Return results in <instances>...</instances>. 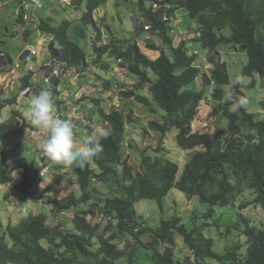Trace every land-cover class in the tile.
<instances>
[{"label": "trees", "instance_id": "16d2710c", "mask_svg": "<svg viewBox=\"0 0 264 264\" xmlns=\"http://www.w3.org/2000/svg\"><path fill=\"white\" fill-rule=\"evenodd\" d=\"M108 1L72 0L83 12L82 18L77 20L93 24L98 30L92 44L72 40V20L66 19L60 25H54L51 18L33 21L52 39L53 60L44 63L39 70L30 69L29 73L22 75L16 94L12 92L8 93L10 97H0V111L6 107L12 109L9 117L0 113V141L7 144L12 138L24 136L31 127L27 116L17 107L20 96H34L46 88L53 93L55 106L61 108L63 91L58 86L63 72L72 69L88 72L92 63H101L108 68V63L103 61L104 53L117 59L120 67H128L130 72L139 76L132 87L118 88L111 80H104V92L113 91L123 99L138 101L159 119L158 111L165 112L162 123L150 122V126L161 133L158 145H147L145 152L140 150L141 158L137 159L130 148H138V145L128 140L129 125L137 120L134 110L129 106L107 110L101 105L105 98H94L100 117L109 127L99 141L102 151L93 159L99 172L91 168L90 162L84 168L70 170L83 196L78 198L71 192L51 199V212L59 217L56 225H51L52 219L50 221L45 213L32 212L17 224L7 226L0 218V264H142L147 260L152 264H186L185 260H176L178 237L184 240L189 251L185 259L193 264H264V217L256 221L240 211L250 205L260 206L264 211V120H258L245 107L230 111L232 103L238 101L234 99L215 106L218 112L229 118V129H218L209 134L202 130L195 132L193 128L194 121L200 118L202 104L209 101L212 93L215 100L222 102L225 97L222 86L230 83L225 65L220 60L218 47L221 44L246 51L248 62L244 73L264 77V0H150L148 9L145 0H139L147 19L144 21L150 23L153 32L171 46V53L160 49L161 54L156 59L145 54L135 38L117 42L106 34L103 37L96 11ZM84 2H87V11L82 9ZM154 4L159 8L155 9ZM178 10L186 11L190 20L198 24L200 35L195 36L194 41L208 51V59L214 64L207 81L211 93L190 87L202 73V68L198 66V53L190 51L188 40L174 46L171 17ZM17 14L19 21L27 24L26 10ZM165 16L169 19L164 20ZM133 23L136 30L143 28L135 17ZM228 27L231 33H223ZM17 34L13 33L14 36ZM80 35L88 36L84 30ZM25 36H30L28 28ZM151 47L159 49L156 45ZM1 52L0 61L5 59V67L11 70V55ZM31 55L30 50L23 53L25 63L32 59ZM55 60L63 65L60 75H54L51 70L55 67ZM150 70L155 72V81ZM47 78L50 82L46 81ZM42 80L48 84L42 85ZM144 88L149 90V96L138 92ZM235 89L236 93H241V86ZM261 109L264 110V101ZM172 129L178 131L176 142L179 148L192 153L181 176L179 164L162 154L164 136ZM38 152L45 165L52 163L40 155L39 149ZM1 154L0 183L7 185L13 181L12 173L18 168H27L28 163L20 160L11 165L7 155ZM118 165L121 172L115 168ZM93 181L112 186L110 190H102ZM92 184L94 188L90 190ZM173 189L185 193L188 198L197 197L201 205L207 206L203 216L195 217L196 225L189 228L179 215L163 216L156 227L143 221L137 203L156 200L164 210L165 199ZM249 191L254 199L238 206ZM230 205L237 208L240 218L228 225L227 231L236 228L240 235L246 236L248 247L245 254L241 253V244L229 246L219 253L214 248V239L203 233L208 226L222 228L226 224L217 216L216 207Z\"/></svg>", "mask_w": 264, "mask_h": 264}, {"label": "rangeland", "instance_id": "374dc122", "mask_svg": "<svg viewBox=\"0 0 264 264\" xmlns=\"http://www.w3.org/2000/svg\"><path fill=\"white\" fill-rule=\"evenodd\" d=\"M6 1L7 3L0 8V57L3 55L1 51L8 53L9 56L11 55L10 57L13 59V62H11L13 65L10 66V70L9 67H5V59L2 58L1 61L4 60L3 63L0 61V69L3 68L2 71H0V83H3V85L0 86V94L3 91H7V89L11 87L10 83H15L14 85L12 84L11 89L12 92H14L13 94H16L20 77L29 73L31 69L30 67L32 65H35L34 70L43 68L41 66L44 64V62H41L37 59L40 58L38 56L39 52H41V55H47L49 52H51L50 54H52L53 56V51L45 47V44H48L47 41H49L48 35L44 32H41L37 26V23L34 24L35 22L33 21L38 22L41 18H51L54 25H60L66 19L72 20L74 21V24L70 28V37L72 38V40L80 44H84L86 42H90L92 44L93 37H95L98 33L97 28L94 27L93 24H83L82 19V22L80 20H77V18L79 17L82 18L83 12L81 11V9H77L71 0H42L43 5L41 7L25 9L27 15L25 19L27 24L21 23L18 19L19 17L17 12L22 9V7L20 6V1ZM113 1L114 0H110V2L108 3L109 14L107 15L108 23L104 27L105 30H102L103 19L99 18L98 25L102 32H104L106 35H109L110 38L114 37L117 42L120 40L128 41L132 38H135V40L138 42L147 39V42L154 41L155 43H157L159 37L155 36L154 34H152L153 36H150L149 32H144L142 35H138V33H135L136 30L133 28V15L135 11L130 7L132 5L131 3L127 4L129 9L124 10V13L121 14V17H118L116 13H112L115 6V4H113ZM86 3L87 2H84V4L82 5V9L84 11H87ZM145 5L148 9L150 7V0H145ZM77 25H79V27H77ZM27 28L28 30H30V36H25ZM81 30H84V32L88 35L86 38L80 35ZM137 31H139V28ZM148 31H153V29L151 28ZM14 32H18L17 36L13 35ZM222 32L225 34H230L231 29L228 27ZM43 37L46 39V41H44V44L42 39ZM147 37L150 39H148ZM191 48L195 51L198 48L201 51V55L197 56V62L203 70L204 56L206 53H202L204 51L202 45L199 42L195 41L192 42ZM26 50H30L32 52L31 56L33 57L31 60L25 63L22 59V55ZM218 50L221 52L222 64L225 65V68L228 72L230 83L222 86L225 92V97L222 102L217 99L215 100L212 93L209 101L202 104L201 116L200 118H198L200 125H195L197 119L193 123L195 132L203 130V126H206L204 131L208 132L209 134H214L218 129H229V118L224 115L223 112H218L215 109V106L217 104L219 105L220 103L231 101L226 99V96L229 92H231L232 94V100L246 98L247 104L244 107L247 109V111L253 113L258 120H264V110L261 109V102L264 101V77L259 74L249 76L244 73V67L248 62V54L246 51L236 50L232 45L229 44H221L218 47ZM103 61L109 64L108 68L103 67L102 64L99 63V67L94 70L97 75L96 81L99 84L100 92L104 90V80H111V83L115 82L113 78L115 71L114 69L120 66L117 62V59L111 57L109 54L106 55L103 53ZM54 66L56 68H60V70L61 68H63V65L57 60H55ZM150 75L152 76L151 78L155 81V72L150 70ZM236 77H241L245 82L244 86H241V93H236L235 88L233 89L229 87L233 79ZM62 81L63 83L58 87L61 91H64L68 89V79L63 77ZM41 83L45 86L48 84H46V82L43 80L41 81ZM122 86H124V84L120 85L119 83L117 87L120 88ZM190 87L198 91L204 89L206 91H210L209 89H211V87L209 88V86L206 85L205 81L201 77L193 81ZM65 94L66 93H64V96ZM10 95L11 94L8 95L7 93V95L5 94L3 98L10 97ZM98 96L94 97L98 98ZM105 99L106 101L101 103V105L105 109H110V106L112 108L120 107V102L124 101V99L120 97V95L114 94V92L112 91L106 94ZM26 101V96H20V104H22L24 107L27 106ZM91 101L89 103L90 105L87 111L89 113V119L85 120V116L83 115H81L82 117H77L78 119H76L74 115H66V113H63V116H61L60 118L70 121L72 120L71 122L84 120L83 123H85V125H95L88 126V130L92 127L93 129H98L102 134H106L109 127L100 117V113L95 110V107L93 106V100ZM28 107L29 105L27 106V108ZM159 113L160 116H158L161 119H159L158 117H153V120L162 123L164 121L163 116L165 112L159 110ZM92 120H96V124H94ZM150 122L151 121H148L147 123V121H145L144 119L142 123H139V121L137 120V122H133L131 125H129L128 140L130 139L131 141H135L136 143L139 142L140 144V146H138L139 149L136 146L130 148L132 154L135 157H138L137 159L141 158L140 150L145 152L144 148H146L147 145L153 147H156L158 145L161 133L159 132V134L157 130L153 129L150 126ZM93 129H91V131ZM154 133L156 135H154ZM177 133L178 131L176 129H172L171 131L166 133L163 140L164 151L162 154L167 159L173 160L179 164V175L181 176L185 169L186 163L191 158L192 153L191 151H186L179 148L176 142ZM84 138V136L75 134L74 140L76 141L77 147L80 146ZM135 142L133 143L134 145ZM34 147L35 146L32 142L28 146L26 145V142L23 143L22 137L12 138L7 144H4L0 141V150H3V153L7 155L8 161L11 165H14L20 160H24L28 163L27 168H18L14 171L15 181H17V179H26V184L21 185L20 182H18V187H16V189L14 190L12 197H10L11 195L9 194L7 187H0V211L2 214V218H6L7 209L9 208L7 202L10 200H14L15 197H18L22 201V203L18 206V209H16L12 215L13 221L15 222L14 224H17L21 219L27 217L30 213L33 212L48 214L50 221L52 219L51 217L53 216L55 219L51 221V225H56L58 224L59 217L55 216V214L51 212L49 206L47 205L48 198L55 199L57 196L66 195L70 191L75 193L78 198H81L83 196L81 188L76 184L74 180V174H70V170L72 168L75 169L76 167H68L59 162H52L49 165H45V162L42 161L38 155L39 152H36V149H34ZM149 150L152 151L151 149ZM152 153L153 152H151L150 154ZM2 157L3 155L0 154V160H2ZM90 163L91 168L99 172V170L95 166L93 159L90 161ZM85 166L86 164L82 167L84 168ZM45 167L47 170L45 173H43V175H41V171ZM115 168L120 172L122 170L121 166L119 165L117 167L115 166ZM71 175L73 176V179ZM1 184L5 185L3 183ZM93 184H98V186H101L102 190L105 188L106 191L110 190L112 186L110 183L105 182L104 184H99L93 181ZM93 184L90 185V190L94 188ZM34 193L37 194L34 195L33 198H31ZM254 197L255 196L250 194V191L247 192L246 195H244L238 202V206L243 202L253 200ZM30 199H35L36 201L38 200V202H34ZM165 200L166 204L164 210H161L156 200H143L141 202H138L136 207L140 213V216L143 218V221H146L151 226L156 227L160 224L161 218L163 216L179 215L183 217L184 223L189 228H193L196 225L195 217L203 216L205 214V211L207 210V206L201 205L197 197L188 198L185 193H182L178 189H173L168 194ZM216 209L217 216H220L222 222L226 224L223 225L222 228H219L217 226H208L203 231L204 235L208 238L214 239V248L219 253L224 252L227 247L233 246L235 244L242 245V254L247 253L248 244L246 236L240 235V232L236 228H233L231 232L227 231V226L234 222V220L240 218V214L238 213L237 208L230 205L226 207H216ZM240 211L245 216L250 217L251 219L256 221L264 217L263 209L257 205H250L246 208L241 209ZM4 222L7 225L9 224V221ZM145 239H147L146 236ZM188 252L189 251L186 243L181 237H178L176 244V260H185L186 264H193L192 262L185 259ZM190 256L193 260V256L191 253ZM142 264L152 263L147 260ZM216 264L220 263L216 262Z\"/></svg>", "mask_w": 264, "mask_h": 264}, {"label": "crops", "instance_id": "0c3cea01", "mask_svg": "<svg viewBox=\"0 0 264 264\" xmlns=\"http://www.w3.org/2000/svg\"><path fill=\"white\" fill-rule=\"evenodd\" d=\"M19 1H20V6L22 7L23 4L28 0H19ZM109 2L110 1H108L106 4L102 5L96 11L97 18L103 19L102 30L104 29V27L108 23L107 15L109 14V7H108ZM113 2H114L113 4H115V6L113 8L112 13H116L118 17H121V14L124 13V10L129 9L127 4L131 3L132 5L130 7L132 9H134V11H135L134 15H133V19L135 17L137 19L147 20L146 16H145L144 9L140 5L139 0H119V1L114 0ZM6 3H7L6 0H0V8L3 5H5ZM150 6H151V2H150ZM21 7H20V9H21ZM145 7H146V5H145ZM113 17H115V16H113ZM171 19H172V21H171L172 22L171 23L172 34L174 35V46H178L182 40H188L190 51L193 53L197 52L198 55H201V51L198 48L196 49V51L192 50V48H191L192 42H195L194 38H195L196 33H197L198 24L195 21L190 20L188 13L184 10L176 11L174 13V15L171 17ZM110 25H111V23H110ZM133 28L136 30L134 23H133ZM144 32H149L150 36H153L152 34H154L155 36L159 37L157 43H155L154 41L147 42V39H144V41H141V42L137 41L138 44L140 43L139 46L145 54H147L149 57H151L153 59H156L161 54L160 49H165L167 52L171 53V46H169L168 44L163 42V40L159 34L154 33L153 31L144 30L143 28H140L139 31H137L135 33H138V35H142ZM107 36H109V35H107ZM112 38H114V37H112ZM42 39H43V44H44V41H46V39L44 37ZM148 39H150V38H148ZM51 40L52 39L49 37V41H47L48 44L47 43L45 44V47L48 48L49 50L51 48ZM151 45H156L159 49H152ZM204 52L206 53L204 56V64H203L204 68H203L202 73L200 74V76L198 78L201 77L205 81L206 85L208 86L209 84L207 83V81L210 78V75H211L210 71L214 67V64L211 63L208 59V57H209L208 51H206L204 49V51L202 53H204ZM50 53L51 52H49L47 55L46 54L41 55V52H39L38 56L40 58H37V59L40 60L41 62H44V63H50L53 60V56ZM93 53L94 52H92V54ZM91 56H90V58H91ZM220 60L222 61L221 55H220ZM89 67H93V69H91L90 71L88 70V72H83V71L81 72L80 70L72 69V70H69L67 72H63V74L61 75V81H60L59 85L63 83V81H62L63 77L68 79L69 85H68V89L63 91L64 104L62 105V107L59 108V107L55 106V112H56V115L58 117H61V116H63V113H66V115H74L76 119H78L77 117H82L81 115H83V116H85L84 119L87 120V119H89V113L87 112L88 107L90 105L89 103L91 100H93L95 98L94 96L99 95L98 98H100V97L106 98L107 93L104 92V90L101 92L99 91V84L96 81L97 75L94 72V70L97 69V67H99V65L92 63L91 66H89ZM127 68L128 67H123V66L120 67L119 66V67H116L114 69L116 71V72L114 71L116 76H113V78L115 80V82L112 83L113 86H115V84L118 85L120 83V85L124 84L127 87H132L133 85H135L138 82L139 76L137 74H133ZM2 69H0V71H2ZM12 84L10 83L11 87H12ZM1 85H3V83H0V86ZM11 87L8 88L7 91H3L0 94V97H3L5 94L7 95V93H12ZM138 92L140 94H143L146 96L150 95L149 90L147 88L141 89ZM64 93H66L65 96H64ZM67 93H68V95H67ZM32 97L33 96H30V95L26 96V98H27L26 105L27 106L30 104ZM19 102H20V98H19ZM120 103H121L120 107L121 106H129V107H131V109L134 110V115H135V117L138 118L137 120L139 121V123H142L144 121V119L148 123V121H153V117H157V114H154L147 106H145L144 104H142L138 101H135L133 99H131V100L124 99V101L120 102ZM27 106L24 107L22 104L17 105L18 108L22 109L25 116H27L26 115V111L28 109ZM93 106L95 107V110H97V111L99 110V107L97 105L94 104ZM111 108L112 107L110 106V109ZM110 109L108 108L107 110H110ZM11 110H12L11 107H6L3 110H1L0 113L5 117H9ZM158 113H159V111H158ZM200 116H201V113H200ZM27 119L29 120L31 127H29L27 132L25 133V135L22 136V140H23V143L26 142L27 146L32 142L33 145L35 146L34 149H36V152H37L39 149L40 143L44 139V133L38 127L34 126L28 117H27ZM137 120H136V122H137ZM83 122H84V120H78V122H75L76 125L79 127L76 130V134H78L79 136L86 137L92 133L91 129H93L91 127V129L88 130V126H95V125H87V124L85 125V123H83ZM96 122H97L96 120L93 121L94 124H96ZM195 125H198V126L200 125V122L198 119L196 120ZM205 128H206V126H203L202 131H204ZM107 131H108V129H107ZM154 135H156V134L154 133ZM144 141H146V140H144ZM129 142L133 144L135 141H131L129 139ZM135 145L140 146L139 142L138 143L135 142ZM2 152H3V150H0V154ZM12 174H13V181L11 183H9L7 185H2L0 183V187L5 186L8 188L9 194L11 195L10 197H12L14 190L16 189V187H18V184H19L18 182H20L21 185L26 184V179H24V180L17 179V181H15V172H13ZM71 192L72 191H70L69 193H71ZM36 194L37 193H34L31 198H33V196ZM14 200H10L7 202V204L9 205V208L7 209L6 218H2V214L0 211V218H1L4 225H7L4 221H9V223H15L13 221L12 215H13L14 211L16 209H18V206L22 203V201L18 197H15ZM30 200H32L34 202H38V200L36 201L35 199H30ZM50 200H51V198H48V204L47 205L49 206L50 210H52L53 204H51ZM51 218H52V221L55 219V218H53V216Z\"/></svg>", "mask_w": 264, "mask_h": 264}, {"label": "clouds", "instance_id": "9594fccd", "mask_svg": "<svg viewBox=\"0 0 264 264\" xmlns=\"http://www.w3.org/2000/svg\"><path fill=\"white\" fill-rule=\"evenodd\" d=\"M22 8L24 10L23 6ZM140 20L142 23H139ZM146 22L143 19H138V24L140 26L142 24L143 29L145 24L151 25ZM199 35L200 33L197 32L196 36ZM244 84L245 82L241 77H236L229 87L234 89L244 86ZM226 99L232 100L231 92L228 93ZM55 103L53 93L43 88L32 97L26 111V115L31 123L44 133V139L39 145L40 155L48 161L59 162L68 167H82L102 151V144L99 141L103 134L98 129H93L92 133L86 136L80 146L77 147L74 140L76 129L73 123L70 120L61 119L56 115ZM246 104V98H240L238 101L232 103L230 111L236 112Z\"/></svg>", "mask_w": 264, "mask_h": 264}, {"label": "built area", "instance_id": "2783aa9c", "mask_svg": "<svg viewBox=\"0 0 264 264\" xmlns=\"http://www.w3.org/2000/svg\"><path fill=\"white\" fill-rule=\"evenodd\" d=\"M42 5H43L42 4V0H29L28 2L24 3L23 7H24V9H30V8H33V7L34 8L41 7ZM154 7H155V9H158L159 5L158 4H154ZM22 10H23V8L21 10H19L18 12H22ZM168 19H169L168 16L164 17V20H168ZM139 23H142V21L140 20ZM151 28H152V26L149 25V24H145L144 25V29L145 30H150ZM103 37L105 38V34L103 35ZM33 54H34V52H33ZM30 68H31V70L35 69V65H32ZM91 69H93V67H89V70H91ZM52 71H53L54 75H60V73H61V70L59 68H53ZM46 81L50 82V79L47 78ZM72 123L74 125V128L77 130L79 127L76 125L75 122H72ZM46 170H47L46 168H43L42 171H41V175H43V173H45Z\"/></svg>", "mask_w": 264, "mask_h": 264}]
</instances>
